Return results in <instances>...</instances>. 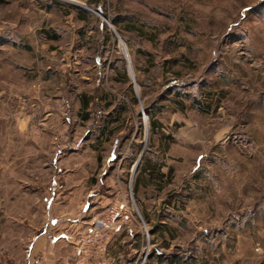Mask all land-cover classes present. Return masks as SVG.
<instances>
[{
    "label": "rangeland",
    "instance_id": "374dc122",
    "mask_svg": "<svg viewBox=\"0 0 264 264\" xmlns=\"http://www.w3.org/2000/svg\"><path fill=\"white\" fill-rule=\"evenodd\" d=\"M0 264H264V0H0Z\"/></svg>",
    "mask_w": 264,
    "mask_h": 264
},
{
    "label": "built area",
    "instance_id": "2783aa9c",
    "mask_svg": "<svg viewBox=\"0 0 264 264\" xmlns=\"http://www.w3.org/2000/svg\"><path fill=\"white\" fill-rule=\"evenodd\" d=\"M130 219V210L127 206V202L124 198L117 199L112 205H110L104 214L100 218H95L90 232L86 235L83 241L75 247L76 254H79L83 251L84 246L88 245L93 241H100L103 231L112 227L115 223L118 222H127ZM100 245H97V248H100Z\"/></svg>",
    "mask_w": 264,
    "mask_h": 264
},
{
    "label": "trees",
    "instance_id": "16d2710c",
    "mask_svg": "<svg viewBox=\"0 0 264 264\" xmlns=\"http://www.w3.org/2000/svg\"><path fill=\"white\" fill-rule=\"evenodd\" d=\"M86 104H87V101L84 100L83 105L85 106ZM156 127H157L156 121L151 118L150 119L151 132L156 131ZM163 165L164 164L162 161H158V160L153 161L149 157H145L141 161L139 173L146 174L155 180H160L163 176V174L160 172V168Z\"/></svg>",
    "mask_w": 264,
    "mask_h": 264
}]
</instances>
